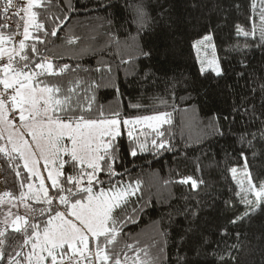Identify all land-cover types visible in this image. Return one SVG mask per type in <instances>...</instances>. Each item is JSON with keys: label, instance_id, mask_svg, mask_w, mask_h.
<instances>
[{"label": "snow or ice", "instance_id": "snow-or-ice-1", "mask_svg": "<svg viewBox=\"0 0 264 264\" xmlns=\"http://www.w3.org/2000/svg\"><path fill=\"white\" fill-rule=\"evenodd\" d=\"M111 7L106 0H0V264H240L239 254L250 240L246 226L264 216V167L254 170L252 163L264 160V77L257 82L245 71L237 73L245 79L247 94L227 114H213L208 124L213 136L231 134L240 145L232 153L225 150L223 161H214L217 168L223 164L232 182L222 200L223 223L209 232L199 227L201 213L214 207L220 194L204 178L197 157L199 175L177 170L176 179L164 181L165 187L186 186L187 194L177 198L183 204L169 214L167 224L156 225L155 236L146 242L129 231L139 225L151 201L144 199L142 181L131 177L128 157L167 152L187 159L175 142L173 112L160 110L171 106L175 111L169 100L175 101L177 89L185 85L175 77L165 81L167 99L153 97L145 114L148 109L139 100L124 106L105 49L97 51L89 43L67 59L57 51L59 34L74 15L107 13ZM242 7L247 23H235L232 29L243 40L236 39L227 51L241 57L243 69L250 67L251 50L264 53V0H247L244 6L231 0L220 6L223 23L209 26L192 42L201 75H225L216 33L226 26L230 10ZM164 12L158 14L161 20ZM106 23L111 29L116 22L108 16ZM157 23L141 0L133 8L135 35L126 33L121 40L119 29L108 33L105 47L120 54L116 69L129 65L125 75H137L142 84L155 85L159 79L151 68L136 65L138 57H152L140 38ZM78 41L77 36L65 37L68 46ZM129 48L137 56L125 59ZM91 53L100 57L95 67L80 63ZM105 88L116 93L115 106L101 102ZM238 120L242 131L233 132ZM174 216L188 228L179 234L173 261L168 245ZM256 239L264 246V231Z\"/></svg>", "mask_w": 264, "mask_h": 264}, {"label": "trees", "instance_id": "trees-1", "mask_svg": "<svg viewBox=\"0 0 264 264\" xmlns=\"http://www.w3.org/2000/svg\"><path fill=\"white\" fill-rule=\"evenodd\" d=\"M80 2L88 3V0H80ZM106 2L114 5L107 13L97 10L91 14L82 11L74 15L59 34L61 39L56 41L57 51L62 52L67 59L78 49L87 47L89 43L97 51L105 49L104 59L113 62L114 72L118 77L117 83L123 93L124 106H127L128 101L135 103L139 100L148 109L145 114L151 111L149 106L153 104V97L164 96L167 99L164 91L165 81L175 77L183 80L185 85L177 89L175 101L169 100V105L175 103L176 110L173 111L171 106L166 109L161 106L160 110L173 112L175 142L179 149L187 152V159L182 154L167 152L156 157L150 153L141 154L139 159L128 157L131 177L142 181L144 199L151 201L144 210L139 225L130 226L129 231L140 234L142 240L150 242L155 236L156 225L161 221L167 224L169 214L183 204V201L177 198L182 193L187 194V189L182 185L165 187L164 181L176 179L177 170L182 175H199L195 165L197 157L201 158L204 178L209 180L213 190L220 194L215 206L202 212L199 221V227L203 231H212L216 225L223 223L222 200L227 199L228 189L232 183L230 176L223 171V164L217 168L214 161H223L225 150L232 153L233 149H238L240 145L236 143L234 135L213 136L212 129L208 127L209 121L213 114L221 116L227 114L231 110V105L239 102L241 95L247 94V89L244 87L245 79L238 77L237 73L245 71L257 82L264 77V53L260 50L253 49L248 53L250 62L248 69L241 67L239 55L227 51L229 45L236 39L243 40L242 37H235L232 25L246 24L247 12L243 7L240 12L230 10L226 26L216 33L217 54L221 57V65L225 71V75L218 78L211 71L205 75L200 74L195 51L191 45L200 35L208 31L209 26L215 28L217 24L223 23L220 6L226 7L231 0H142L147 10L158 21L140 38V43L145 49L152 50V57L136 59V65L140 69L151 68L159 78L155 85H149L142 84L137 75L126 76L125 69L129 68V65H121L117 70L115 65L119 63L120 54L114 47L110 49L105 47L110 31L115 32L119 29L121 40L126 33L135 35V26L131 24L133 8L141 0H106ZM238 2L242 6L247 4V0H238ZM92 6L89 5L90 8ZM161 10H165L164 20L158 15ZM108 16L116 22L111 29L106 23ZM121 23H124L125 27L120 28ZM66 35L80 37V41L77 45L68 46L65 44ZM128 54L137 56L133 48L126 50L125 59ZM99 58L95 53L87 54L80 59V63L95 67ZM100 96L102 103L105 105L111 103L115 106L116 93L113 89H101ZM180 97H190V99L181 100ZM221 123L224 124L227 132L228 125L224 121ZM232 130L242 131L239 120ZM202 153H207V158ZM252 163L254 170L264 167V160L258 159ZM174 220L168 245V255L173 261L176 258L175 244L179 234L188 228L187 222L182 217L174 216ZM245 230L249 231L250 240L245 242L247 245L245 251L239 254L240 264H264V251L253 250L264 247L256 239L261 231H264V216H258L250 228L246 226ZM187 255L195 259L193 252L188 251Z\"/></svg>", "mask_w": 264, "mask_h": 264}, {"label": "rangeland", "instance_id": "rangeland-1", "mask_svg": "<svg viewBox=\"0 0 264 264\" xmlns=\"http://www.w3.org/2000/svg\"><path fill=\"white\" fill-rule=\"evenodd\" d=\"M195 55H196V53H195ZM198 63V62H197ZM198 66H199V68H200V65H199V63H198Z\"/></svg>", "mask_w": 264, "mask_h": 264}]
</instances>
